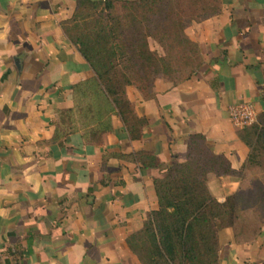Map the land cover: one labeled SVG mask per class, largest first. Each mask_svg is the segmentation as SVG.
I'll list each match as a JSON object with an SVG mask.
<instances>
[{"label":"crops","instance_id":"crops-1","mask_svg":"<svg viewBox=\"0 0 264 264\" xmlns=\"http://www.w3.org/2000/svg\"><path fill=\"white\" fill-rule=\"evenodd\" d=\"M75 1L0 0V264H140L126 240L158 207L159 171L126 156L181 164L188 137L202 135L238 172L250 149L229 110L245 102L257 118L264 112V0H220L217 15L185 29L203 60L194 76L177 85L156 79L148 99L126 88L147 121L139 140L114 116L99 144L79 133L54 142L71 87L93 77L61 28ZM240 183L210 176L207 188L222 203ZM219 244V264H264V224L246 242L221 229Z\"/></svg>","mask_w":264,"mask_h":264},{"label":"trees","instance_id":"trees-1","mask_svg":"<svg viewBox=\"0 0 264 264\" xmlns=\"http://www.w3.org/2000/svg\"><path fill=\"white\" fill-rule=\"evenodd\" d=\"M219 12L220 0H76L61 28L93 77L71 87L72 107L57 112L54 142L79 133L86 144H99L113 131L114 116L130 140H139L147 121L136 116L126 88L133 86L148 99L156 79L177 85L194 76L203 60L185 29ZM149 40L163 49L162 56L149 48ZM239 138L250 153L238 172L210 151L202 135L188 137L187 160L181 164L164 168L144 151L126 156L159 171L153 180L158 207L126 240L140 264H219L221 229H230L237 242L259 234L264 175L248 176L264 171V112L240 130ZM232 175L240 178V187L220 203L208 191L207 179Z\"/></svg>","mask_w":264,"mask_h":264},{"label":"built area","instance_id":"built-area-1","mask_svg":"<svg viewBox=\"0 0 264 264\" xmlns=\"http://www.w3.org/2000/svg\"><path fill=\"white\" fill-rule=\"evenodd\" d=\"M229 118L236 128L242 129L256 122V113L252 104L241 102L230 108Z\"/></svg>","mask_w":264,"mask_h":264},{"label":"rangeland","instance_id":"rangeland-1","mask_svg":"<svg viewBox=\"0 0 264 264\" xmlns=\"http://www.w3.org/2000/svg\"><path fill=\"white\" fill-rule=\"evenodd\" d=\"M148 44H149V48L151 50L157 52L158 55L162 56L164 54L163 49L157 43H155L153 40H149L148 41ZM260 160L261 161L264 160V157H262ZM263 175H264V171L261 170V169H257L255 171V174L254 175H253V173L251 174L252 177L250 175L248 176V179L249 178H254V177H256V178H262Z\"/></svg>","mask_w":264,"mask_h":264}]
</instances>
